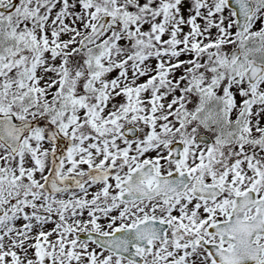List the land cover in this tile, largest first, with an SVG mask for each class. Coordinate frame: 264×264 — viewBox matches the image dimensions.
<instances>
[{
	"label": "snow or ice",
	"instance_id": "6c2138e0",
	"mask_svg": "<svg viewBox=\"0 0 264 264\" xmlns=\"http://www.w3.org/2000/svg\"><path fill=\"white\" fill-rule=\"evenodd\" d=\"M0 264H264V0H0Z\"/></svg>",
	"mask_w": 264,
	"mask_h": 264
}]
</instances>
